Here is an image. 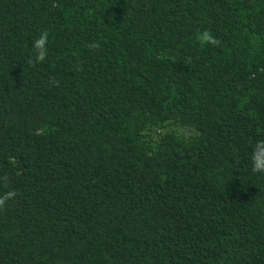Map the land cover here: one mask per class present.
Returning a JSON list of instances; mask_svg holds the SVG:
<instances>
[{
  "label": "trees",
  "instance_id": "obj_1",
  "mask_svg": "<svg viewBox=\"0 0 264 264\" xmlns=\"http://www.w3.org/2000/svg\"><path fill=\"white\" fill-rule=\"evenodd\" d=\"M259 140L264 0H0V264H264Z\"/></svg>",
  "mask_w": 264,
  "mask_h": 264
},
{
  "label": "clouds",
  "instance_id": "obj_2",
  "mask_svg": "<svg viewBox=\"0 0 264 264\" xmlns=\"http://www.w3.org/2000/svg\"><path fill=\"white\" fill-rule=\"evenodd\" d=\"M48 33L41 32L39 36L33 42V48L35 50L34 60H30L29 63L43 62L47 57V44H48ZM198 40L203 44H208L212 46L219 45V40H217L209 31H202ZM95 46V45H93ZM251 164L252 171L254 173H264V140H259L253 146V151L251 153ZM17 193L14 190H10L0 194V210H4L7 207L8 201L14 199Z\"/></svg>",
  "mask_w": 264,
  "mask_h": 264
}]
</instances>
